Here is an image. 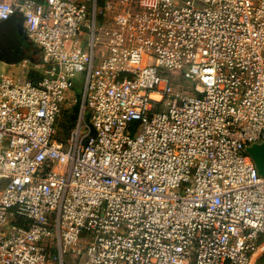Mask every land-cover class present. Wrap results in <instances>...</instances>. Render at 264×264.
<instances>
[{"label":"built area","instance_id":"2783aa9c","mask_svg":"<svg viewBox=\"0 0 264 264\" xmlns=\"http://www.w3.org/2000/svg\"><path fill=\"white\" fill-rule=\"evenodd\" d=\"M14 16L50 70L0 78V264H251L264 0H0Z\"/></svg>","mask_w":264,"mask_h":264},{"label":"crops","instance_id":"0c3cea01","mask_svg":"<svg viewBox=\"0 0 264 264\" xmlns=\"http://www.w3.org/2000/svg\"><path fill=\"white\" fill-rule=\"evenodd\" d=\"M18 32L24 33L28 39L31 47L27 53L16 50L18 47L15 37ZM49 70L50 66L45 64L41 50L30 41L23 18L14 16L0 21V78L8 75L15 80L37 83Z\"/></svg>","mask_w":264,"mask_h":264},{"label":"rangeland","instance_id":"374dc122","mask_svg":"<svg viewBox=\"0 0 264 264\" xmlns=\"http://www.w3.org/2000/svg\"><path fill=\"white\" fill-rule=\"evenodd\" d=\"M17 43L16 50L20 53H27L30 50V45L26 35L22 32H18L17 37H15ZM13 45V44H12ZM169 76L176 82V85H181L183 89H189L192 82L184 79L180 73H169ZM75 87L67 93V99L65 102V110L62 117L58 123V135L60 138L64 139L71 129L74 127L76 119L79 114L80 108V94L82 91V79L77 77L75 79ZM264 246V244H263ZM79 260L73 255L68 256L64 263L58 259H53L50 264H77ZM251 264H264V247L261 248L260 252L254 257Z\"/></svg>","mask_w":264,"mask_h":264},{"label":"water","instance_id":"95a60500","mask_svg":"<svg viewBox=\"0 0 264 264\" xmlns=\"http://www.w3.org/2000/svg\"><path fill=\"white\" fill-rule=\"evenodd\" d=\"M247 152L256 163L260 175L264 176V143L248 147Z\"/></svg>","mask_w":264,"mask_h":264},{"label":"trees","instance_id":"16d2710c","mask_svg":"<svg viewBox=\"0 0 264 264\" xmlns=\"http://www.w3.org/2000/svg\"><path fill=\"white\" fill-rule=\"evenodd\" d=\"M36 83V82H35ZM70 133V131H68V133H67V135H66V137L68 136V134ZM58 137V139L60 140V141H63V140H65L66 139V137L64 138V139H62V138H60L59 137V135L57 136Z\"/></svg>","mask_w":264,"mask_h":264}]
</instances>
